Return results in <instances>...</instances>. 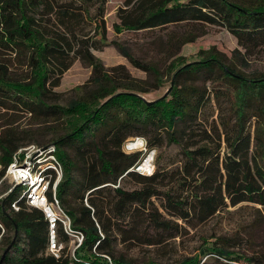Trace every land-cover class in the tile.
I'll use <instances>...</instances> for the list:
<instances>
[{"label":"trees","instance_id":"1","mask_svg":"<svg viewBox=\"0 0 264 264\" xmlns=\"http://www.w3.org/2000/svg\"><path fill=\"white\" fill-rule=\"evenodd\" d=\"M107 1L0 0V117H7L0 125V179L13 154L33 140L11 130L20 116L35 121L69 115L84 118L83 125L50 142L64 170L57 197L69 208L73 228L84 235L75 259L66 257L65 249L58 259L47 253L49 229L40 210L26 206L22 199L18 211L10 209L21 195L17 188L3 199V205L0 201V239L9 245L12 240L3 236L11 231L14 237L16 228L11 249L18 253L11 258L10 249L2 264H108L94 253L107 255L114 264H128L108 250L112 230L127 239L144 226L173 238L228 207L251 204L264 211V73L247 76L217 58L192 60L171 66L167 94L147 105L137 96L144 89L128 80H115L91 53L107 46L103 20ZM115 14L116 34L154 32L181 24L213 25L225 28L246 50L264 45V0H124ZM93 21L90 35L86 26ZM170 42L184 43L171 38ZM112 45L133 67L153 73L154 88H158L161 79L155 65L138 61L121 45ZM76 60L91 67L94 88L61 107L54 89ZM201 76H211L205 80L210 82L208 88L190 83ZM211 96L225 101L226 116L205 126L198 118ZM148 135L152 137L147 141ZM135 137L145 140L146 152H155L163 142L178 146L179 164L172 170L165 168L158 153L151 175L135 172L133 167L144 153L126 154L122 149ZM71 142L79 144L84 172L79 191L89 196L81 195L75 209L70 208L68 196L74 189L70 171L76 162L62 149ZM88 150L95 154L91 163L83 157ZM125 178L137 188H121ZM154 199L159 200L158 208ZM84 200L89 206L83 205ZM118 220L129 228H121ZM56 238L68 244L60 228ZM222 240L202 248L201 256L178 264H264V249L248 257L225 249ZM208 254L218 258L203 260Z\"/></svg>","mask_w":264,"mask_h":264},{"label":"rangeland","instance_id":"2","mask_svg":"<svg viewBox=\"0 0 264 264\" xmlns=\"http://www.w3.org/2000/svg\"><path fill=\"white\" fill-rule=\"evenodd\" d=\"M123 2L124 0L107 1L103 17L106 27L105 42L107 46H104L99 51L92 50L91 53L101 62L104 72L115 80L119 82L128 80L136 87L144 89L145 92L138 94L144 100L149 102L156 101L168 91L171 82L169 72L171 66H178L179 64L204 57L220 59L226 64H231L247 76L254 73H264V45L246 50L239 46L237 39L221 26H187L181 24L179 26H168L154 32L123 31L120 34L114 33L112 25L117 21L115 13L117 8L123 5ZM94 13L93 8L91 15H94ZM94 26V21L93 24L86 26V29L90 30V35H93ZM170 38L173 41H177V43H182L183 41L184 43L181 46L177 44L175 46V43L172 45V42L169 43ZM112 43L128 49L138 61L155 65L158 71V78L161 79L158 80V84L161 83L158 88H154L156 76L153 73H147L133 67ZM91 77V67H88L80 60H76L63 74L60 85L54 89L59 95L57 104L61 107H67L69 102L77 100L86 91H91L94 88L90 81ZM209 77L211 78V76H201L190 83L198 86L206 85L208 88L210 82L205 80L209 79ZM210 100L209 104L202 109L198 118V121L205 126L212 122H218L220 116L222 118L226 116L225 101L223 99L216 101L212 96ZM6 118V116L0 117V125H4ZM83 123L84 118L79 116L69 115L60 119L48 117L43 121H35L28 116H20L10 128L16 134L33 139L30 142H24V146L43 145L44 147L53 145L50 144L53 139L71 133ZM96 136L98 135L96 134ZM85 137L86 141L89 142V135L86 134ZM151 137L152 135H148L145 136V139L148 141ZM76 140L78 141L79 139L77 138ZM78 145L77 142H71L62 148L68 157L76 162V167L70 171L74 189L68 196V204L73 209L79 206L81 195L83 199L89 198L86 192L79 191L83 183L84 172L81 170L83 166L77 153ZM155 149V152H153L154 157L158 153L162 155L161 165L169 170L176 168L181 160L178 146H167L166 142H163L160 148ZM88 151L83 157L88 163H91L95 154L93 150ZM63 180L64 177H62L61 182ZM108 186L109 189H113V184H108ZM120 187L125 190L137 188L134 181L128 178L120 182ZM11 189L12 186L7 178H1L0 201L2 205L3 199L12 192ZM153 201L158 208L159 200L154 199ZM83 205L89 206V202L84 200ZM61 208L64 211L69 209L62 205ZM118 223L123 229L129 228V224L124 225L121 220H118ZM3 237L7 240H12L13 232L5 233ZM218 238L224 240L222 241L225 249L248 257L262 251L264 249V211L258 206L251 204L228 207L219 211L205 224L198 225L195 228H187L179 236L173 238L161 235L155 229L144 226L139 227L133 236L127 239H125L124 235L119 234L118 231L112 230L108 237L110 245L108 250L113 252L116 259L121 258L128 264H178L185 258L195 255L201 256V249L205 248L206 245L213 247V241ZM7 246L8 243L0 239V258ZM62 246V250L65 249L64 255L73 259L71 245L68 243ZM8 255L11 258H16L18 253L12 248ZM94 255L103 257L106 263L109 262L107 255L96 253ZM211 257L217 256L208 254L205 257L202 256V259H211ZM108 258L110 259V257ZM110 262H112L111 259ZM112 264L114 263L112 262Z\"/></svg>","mask_w":264,"mask_h":264},{"label":"built area","instance_id":"3","mask_svg":"<svg viewBox=\"0 0 264 264\" xmlns=\"http://www.w3.org/2000/svg\"><path fill=\"white\" fill-rule=\"evenodd\" d=\"M145 146L144 139L135 137L127 140L122 149L126 154L134 153L136 150L143 152L141 161L133 167V170L149 176L153 172L154 151L146 152ZM3 177L11 184V191L21 189L18 200L10 204L11 210L18 211V201L22 199L26 206L43 213L49 229L47 253L57 259L61 256L63 243H59L56 238V230L60 228L69 239L72 258L75 259L74 253L80 250L84 235L73 228L70 216L61 208L57 197L63 169L56 156V147L28 145L18 149L11 157ZM107 260L112 264L108 257Z\"/></svg>","mask_w":264,"mask_h":264},{"label":"water","instance_id":"4","mask_svg":"<svg viewBox=\"0 0 264 264\" xmlns=\"http://www.w3.org/2000/svg\"><path fill=\"white\" fill-rule=\"evenodd\" d=\"M167 92H168V91H167ZM167 92H166L164 95H166ZM137 96L140 97L143 101H145V103H146L147 105L153 104V103L155 102V101H150V102H149V101L144 100L141 96H139V95H137ZM16 234H17V229L15 228V230H14V237H13L11 243H10V244L6 247V249L4 250V252H3V254H2L1 258H0V264L3 263L6 254L9 252V250L11 249L13 243L15 242Z\"/></svg>","mask_w":264,"mask_h":264}]
</instances>
